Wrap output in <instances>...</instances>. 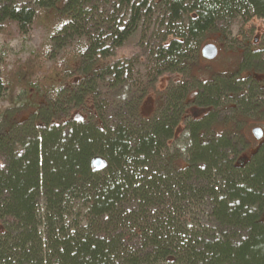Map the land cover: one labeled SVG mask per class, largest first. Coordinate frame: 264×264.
<instances>
[{"label":"trees","instance_id":"trees-1","mask_svg":"<svg viewBox=\"0 0 264 264\" xmlns=\"http://www.w3.org/2000/svg\"><path fill=\"white\" fill-rule=\"evenodd\" d=\"M113 3L128 14L109 15L98 0H0V31L11 22L27 34L43 19L57 50L73 36L89 41L45 70L34 106L0 108V264H264V142L240 164L249 139L210 112L223 101L233 112L257 109L264 48L243 45L233 73L165 91L150 117L140 106L154 83L135 88L130 62L111 63L165 6L171 27L152 48L153 72L193 71L207 34L237 18L264 22V0ZM47 51L50 59L55 48ZM7 83L0 59V100ZM190 107L206 113L189 118ZM180 127L187 137L173 155ZM97 158L105 169L94 168Z\"/></svg>","mask_w":264,"mask_h":264},{"label":"rangeland","instance_id":"rangeland-1","mask_svg":"<svg viewBox=\"0 0 264 264\" xmlns=\"http://www.w3.org/2000/svg\"><path fill=\"white\" fill-rule=\"evenodd\" d=\"M23 5L33 7L35 0H20ZM115 0H98V5L110 14H114L115 11H121L128 14V9L123 7L119 10V7L114 8ZM110 4L112 8L108 5ZM108 5V6H107ZM104 13L102 10L95 12L92 18L100 17ZM119 14V12H118ZM120 18V17H119ZM123 21L127 22L128 17H124ZM165 6L163 8H156L152 15L146 16L139 24L138 30L126 41L123 47L117 49L114 56L111 57V63L115 62H130L128 67L133 70L131 79L129 80L132 85L153 84L150 87L148 94L144 97L140 111L147 117L153 114V106L161 101V96L165 94L170 88L177 86H186L192 89L195 85L196 78L201 80L212 79L219 74H230L235 71L239 61V55L237 51H242V46L247 42H251L254 39H261L264 34V23L259 18H237L234 21H226L220 24L217 30L207 34L205 41L200 49V54L193 64L194 70L183 73H168L161 76L159 79L155 76V72L152 68L151 60L154 56H151L152 48L162 43L165 39V33L170 29L171 25ZM104 19H101L102 21ZM105 25L104 21L101 23ZM43 19L38 20L32 25L29 33L23 34L20 32L17 24L7 22L4 29L0 31V59L2 60L3 75L8 81V90L4 97L0 100V108L6 110L8 108L19 107L22 105L34 106L31 102L34 99L33 86L41 80V75L45 73V70L52 68V66L61 60V58L67 54L73 52L77 48L88 47L89 41L86 38H79L76 36L71 37V43L66 46L65 49H56L55 38L57 35ZM171 38L169 39V41ZM208 44H216L221 49V55L219 58L213 61H206L202 57V49ZM55 48L54 53L49 59L47 55L49 48ZM264 57V56H262ZM49 59V60H48ZM248 63V59L243 58V63ZM129 68V70H130ZM246 74V73H245ZM263 74V73H257ZM255 78V77H254ZM157 79V80H156ZM151 84L149 86H151ZM148 86V87H149ZM135 88H138L134 86ZM111 87L108 83H105L101 87L103 95L112 99L115 97V92L111 93ZM113 95V96H112ZM255 94L251 101L250 107L256 106V110L241 111L239 107L233 112L232 109L227 108L231 103L226 104L223 101L224 108H213L210 112L216 114V121L219 124V128L226 122L228 125L233 123H239L241 131L249 139L252 144V149L256 148L258 141L254 138L252 130L256 127L264 128V109L260 108L264 103V100L259 102V97ZM38 101V100H37ZM244 102V101H243ZM249 106V105H248ZM247 106V107H248ZM155 108V107H154ZM247 109V108H246ZM241 111V112H240ZM248 113L242 118L241 113ZM204 113L206 111L204 110ZM204 113L198 112L196 109L188 108L187 114L189 118L200 117ZM237 116V118H235ZM242 118V119H241ZM184 125V123L182 124ZM239 127V128H240ZM180 127V133H177V137L174 143H170L172 149L167 151L168 153H174L182 149L184 140L187 137L186 127ZM255 147V148H254ZM243 153V152H242ZM240 156V161L245 153ZM187 156V155H186ZM186 156H183V160H187ZM243 156V157H242ZM166 194V193H164ZM207 221H204V224ZM136 243V241H135ZM141 242L137 241V248L141 250Z\"/></svg>","mask_w":264,"mask_h":264},{"label":"flooded vegetation","instance_id":"flooded-vegetation-1","mask_svg":"<svg viewBox=\"0 0 264 264\" xmlns=\"http://www.w3.org/2000/svg\"><path fill=\"white\" fill-rule=\"evenodd\" d=\"M264 23V22H263ZM216 45V44H215ZM217 47H218V45H216ZM245 47H250L251 49H253V51H255V52H259V51H261V50H263V48H264V34L262 35V40L261 39H259V38H257V39H254L253 41H251V42H247L246 44H245ZM218 49H219V56L221 55V49H220V47H218ZM219 56L216 58V60L219 58ZM264 56V55H263ZM261 73H263V74H258V75H255V78H254V80H255V82H256V84L259 86V87H261V86H264V69L261 71ZM258 96L257 97H259V102H261V101H263L264 100V94L263 95H261L259 92H257L256 93ZM264 103V102H263ZM224 103L222 102V105H220L221 107L220 108H224ZM262 109H264V104L262 105V106H260ZM256 128H260V129H262L263 130V132H264V128H261V127H256ZM255 129V128H254ZM253 129V130H254ZM253 130H252V134H253ZM254 136V135H253ZM255 138V137H254ZM256 139V138H255ZM257 140V139H256ZM258 141V140H257ZM259 143H258V145H256V148L257 147H260V145L264 142V137H263V139L262 140H260V141H258ZM251 143V142H250ZM251 145V148L248 150V151H246V152H244L245 153V155H244V157L240 160V164H244V162L246 161H249L250 160V157H251V154H252V152H254V150L252 149V144H250ZM255 148V147H254ZM255 148V149H256ZM258 149V148H257Z\"/></svg>","mask_w":264,"mask_h":264},{"label":"water","instance_id":"water-1","mask_svg":"<svg viewBox=\"0 0 264 264\" xmlns=\"http://www.w3.org/2000/svg\"><path fill=\"white\" fill-rule=\"evenodd\" d=\"M202 56L209 61H213L219 56V49L214 44H208L202 49ZM253 135L258 141H260L264 137V132L260 128H255L253 130ZM93 166L97 171H101L107 167V163L105 160L97 158L94 160Z\"/></svg>","mask_w":264,"mask_h":264}]
</instances>
